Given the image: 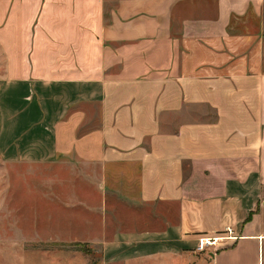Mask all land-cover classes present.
I'll list each match as a JSON object with an SVG mask.
<instances>
[{
    "label": "crops",
    "instance_id": "1",
    "mask_svg": "<svg viewBox=\"0 0 264 264\" xmlns=\"http://www.w3.org/2000/svg\"><path fill=\"white\" fill-rule=\"evenodd\" d=\"M0 46V158L73 170L102 262L264 264V0H0Z\"/></svg>",
    "mask_w": 264,
    "mask_h": 264
},
{
    "label": "rangeland",
    "instance_id": "2",
    "mask_svg": "<svg viewBox=\"0 0 264 264\" xmlns=\"http://www.w3.org/2000/svg\"><path fill=\"white\" fill-rule=\"evenodd\" d=\"M4 59L0 46V70ZM72 175L67 165L0 158V264H105V249L90 246L98 227L84 229L97 217L85 213L83 185L69 184Z\"/></svg>",
    "mask_w": 264,
    "mask_h": 264
},
{
    "label": "built area",
    "instance_id": "3",
    "mask_svg": "<svg viewBox=\"0 0 264 264\" xmlns=\"http://www.w3.org/2000/svg\"><path fill=\"white\" fill-rule=\"evenodd\" d=\"M214 240H198L196 249L198 251H202L204 246H208L213 243Z\"/></svg>",
    "mask_w": 264,
    "mask_h": 264
}]
</instances>
